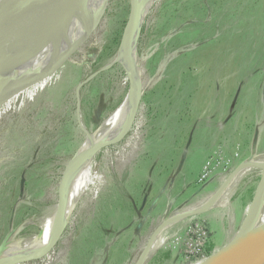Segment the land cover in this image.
<instances>
[{"label":"rangeland","instance_id":"1","mask_svg":"<svg viewBox=\"0 0 264 264\" xmlns=\"http://www.w3.org/2000/svg\"><path fill=\"white\" fill-rule=\"evenodd\" d=\"M44 3L39 24L54 32L71 4ZM132 6L109 0L82 53L57 67L60 51L51 73L0 100V253L39 233L86 133L128 92L124 67L112 61ZM138 38L139 105L114 133L131 126L127 135L93 154L87 188L54 247L12 264H138L149 245L143 264H200L247 224L264 192L257 165L206 212L193 209L264 159V0H155ZM196 227L205 242L191 257L183 242Z\"/></svg>","mask_w":264,"mask_h":264},{"label":"bare ground","instance_id":"2","mask_svg":"<svg viewBox=\"0 0 264 264\" xmlns=\"http://www.w3.org/2000/svg\"><path fill=\"white\" fill-rule=\"evenodd\" d=\"M108 1L109 0H64V2L71 4L70 7H68L69 11L65 15L63 14L61 17H58V20L56 19L54 32L50 31L47 33L40 47L38 58L34 63L28 66L25 72H31L33 78L42 66H49L50 63L58 57L60 51L66 55L68 53L74 54L80 47L82 40L85 39V41H87L100 25ZM154 1L155 0H133L129 20L112 61L114 64L121 63L124 67L129 79V89L122 102L106 117L100 128L93 134H86L84 143L75 156V163L70 170V177L65 186V208H62L63 210L54 208L51 212L48 211L49 214L41 220L39 233L21 244L14 246L12 249L0 253V264H9V261L12 260H25L38 256L51 246L62 227H65V223L67 224L68 211L72 209L76 199L78 201L80 196L79 193L82 190L84 191L81 193H84L87 188L89 173L92 168V156L96 152L95 149L120 136L125 130L120 135L114 133L127 123L130 125L134 121V119L132 121V118L134 116V109L137 106V100L138 98L140 99L141 96L142 80L141 65L137 54V39L139 40L138 37L140 36L144 20ZM16 39L17 34L8 38L2 44L3 48L4 46L7 47L0 51V87H5L7 85L11 86L15 81L17 74L16 69L20 64L15 65V67L12 62L16 63L18 57L22 58L24 56L22 44L9 48L14 44ZM9 66L13 71L10 76L8 73ZM130 127H127V129H130ZM249 165H257L264 169V159L251 160L249 164H244L240 170L235 173L236 175L229 180L228 184L218 189L215 194L193 210L196 212H206L216 205L223 196H225L234 181L242 174L244 168ZM181 216V214H177L166 222L157 232V235L166 226L177 222L178 218ZM246 223L245 227L236 236L246 235L252 230L264 227V192L261 195L259 193L253 211ZM150 251L151 246L149 245L144 250V254L141 258H139L138 264L144 263Z\"/></svg>","mask_w":264,"mask_h":264},{"label":"water","instance_id":"3","mask_svg":"<svg viewBox=\"0 0 264 264\" xmlns=\"http://www.w3.org/2000/svg\"><path fill=\"white\" fill-rule=\"evenodd\" d=\"M59 1H61V3L64 2V0H59ZM44 2H46V0H0V51L5 47H7L4 46L3 48L2 46L3 42L16 34H17V39L14 41V44H12L9 48H13L17 45L22 44L24 50V56L22 58L18 57L16 59V63L12 62L14 66L20 64V66L16 69L17 74L15 81L11 84V86L7 85L5 87H0V100L2 101L3 100L7 101L8 98L15 96L16 94L21 92L25 87L30 86L31 84L32 73L25 72V70L28 68V66L34 63L39 56V49L41 47L40 46L41 37L47 34L48 32H50L47 30H45L46 32L45 31L43 32L41 24H39L38 21L42 18V16L45 13V10L42 9ZM84 41L85 39L82 40L80 46L84 44ZM71 54L72 53H68L65 57L59 60L56 66L59 67L60 65H62L70 57ZM109 67L110 65L107 68ZM8 71L10 76L11 73L13 72L10 66L8 68ZM51 71L52 69L49 66H42L37 73L36 80L41 79L42 77L51 73ZM93 76L94 75H92L90 78H92ZM90 78L86 79V81L90 80ZM139 100L140 99L138 98L137 106L134 109V116L136 115L137 112ZM134 116L132 118V121L134 119ZM102 124L103 123H101L100 126ZM128 131L129 128L126 129L120 136L110 140V142H108L107 144L97 147L95 149L96 152L101 151L102 148L106 146L117 144L127 135ZM74 163H75V158L69 162V164L66 166L63 172L62 179L60 182L61 186L59 187L61 194V203L57 208L60 209L65 208V202H66L65 186L70 177V170L73 167ZM64 228L65 227L63 226L60 232L58 233V235L55 237L53 243L51 244V248L54 247L55 243L59 239ZM15 261L16 260L9 261V264H12V262ZM262 263H264V227L252 230L248 232L246 235L235 236L222 249L208 256L200 264H262Z\"/></svg>","mask_w":264,"mask_h":264},{"label":"built area","instance_id":"4","mask_svg":"<svg viewBox=\"0 0 264 264\" xmlns=\"http://www.w3.org/2000/svg\"><path fill=\"white\" fill-rule=\"evenodd\" d=\"M207 173L202 174V179L206 177ZM188 239H186L184 243L185 251L188 256L197 257V255L201 254V248L205 242L204 235L200 233L198 228L190 229L187 234Z\"/></svg>","mask_w":264,"mask_h":264},{"label":"trees","instance_id":"5","mask_svg":"<svg viewBox=\"0 0 264 264\" xmlns=\"http://www.w3.org/2000/svg\"><path fill=\"white\" fill-rule=\"evenodd\" d=\"M109 3V2H108ZM83 48L84 47H82V45L75 51V53H77V54H80V53H82V51H83ZM74 53V54H75ZM96 72V71H95ZM89 73V72H88ZM85 74V76H89V74ZM141 104V103H140ZM91 133V132H90ZM116 146V144L115 145H109V146H106V147H104V148H102V150L100 151V152H103V151H108V150H110L111 148H113V147H115ZM124 181L122 180V181H120V183L122 184ZM123 185L125 186V187H127V185H128V183H127V181H126V184H124L123 183ZM123 185H120L121 187L123 186ZM126 199H130V196H127V198ZM125 199V200H126ZM108 222L106 221V222H104V223H102L103 225H105V226H107L106 224H107ZM108 231V230H107ZM207 254H210L209 252L207 253ZM26 260V259H25ZM25 260H23V261H25Z\"/></svg>","mask_w":264,"mask_h":264},{"label":"crops","instance_id":"6","mask_svg":"<svg viewBox=\"0 0 264 264\" xmlns=\"http://www.w3.org/2000/svg\"><path fill=\"white\" fill-rule=\"evenodd\" d=\"M262 264H264V263H262Z\"/></svg>","mask_w":264,"mask_h":264}]
</instances>
